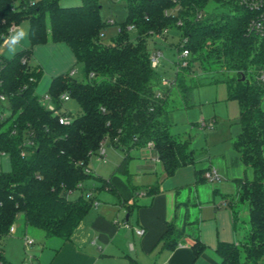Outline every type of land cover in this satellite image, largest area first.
<instances>
[{
  "label": "trees",
  "instance_id": "16d2710c",
  "mask_svg": "<svg viewBox=\"0 0 264 264\" xmlns=\"http://www.w3.org/2000/svg\"><path fill=\"white\" fill-rule=\"evenodd\" d=\"M209 1L125 0L126 14L116 34L103 42V31L116 22L101 17L100 0L69 6L60 0H0V45L9 27L21 20L28 22L29 41L9 58L0 55V93L9 109L0 121V152L7 153L10 161L8 171L0 167V242L18 220L41 229L46 237L69 239L92 203L82 183L99 178L101 187L110 185L85 172L90 157L101 154L104 142L125 153L114 172L128 180V151L133 147L153 148L166 176L194 163L191 137L171 131L172 91L187 108L192 88L223 83L226 98L238 104L239 130L231 143V163L244 165L243 174L232 179L231 200L224 204L246 201L248 225L238 235L232 209L236 241H217L218 264H264V37L248 33L251 12L246 8L232 0H214L223 10H209ZM128 28L135 30L133 39ZM169 28L179 31L177 50L185 49L188 55L178 56L173 79L162 83L150 62V55L159 49H148L146 42ZM49 40L70 47L82 78L70 72L54 75L40 96L34 93L35 76L28 60L34 45ZM62 93L80 109L66 124L41 103L47 95L60 114L71 115L61 110ZM209 169L195 168V181H204ZM76 189L82 190L79 195L68 197ZM158 189L153 183L148 193ZM109 190L114 191L112 185ZM180 231L168 224L162 244L174 248ZM191 248L197 256L206 244L196 238ZM0 264H13L2 246Z\"/></svg>",
  "mask_w": 264,
  "mask_h": 264
},
{
  "label": "crops",
  "instance_id": "0c3cea01",
  "mask_svg": "<svg viewBox=\"0 0 264 264\" xmlns=\"http://www.w3.org/2000/svg\"><path fill=\"white\" fill-rule=\"evenodd\" d=\"M102 151L104 157L103 145L100 153ZM124 154L119 149L110 167L103 168L99 164L100 173L88 167L93 176L108 180L114 191L109 190L110 185L101 187L99 178H89L82 183L92 203L69 239L46 237L18 220L14 223L15 232L3 238L6 259L13 264H218L217 241H236V232L234 230L233 240L204 241L200 233L203 219L199 215L203 201L198 199L199 182L195 181L194 171L193 182L167 187L164 182L167 176L155 150L149 146L133 147L128 151V180L125 175L114 172ZM95 155L100 157L101 154ZM234 177L238 176L231 180ZM153 183H157L159 189L150 194L148 189ZM81 191H72L73 198ZM213 192L227 193L218 184L214 185ZM222 197L220 207L227 198ZM170 223L181 230L178 243L172 249L166 248L160 240ZM138 227L144 229L142 235L135 232ZM25 237L32 238L33 242L26 245ZM196 238L206 244L197 256L191 248Z\"/></svg>",
  "mask_w": 264,
  "mask_h": 264
},
{
  "label": "rangeland",
  "instance_id": "374dc122",
  "mask_svg": "<svg viewBox=\"0 0 264 264\" xmlns=\"http://www.w3.org/2000/svg\"><path fill=\"white\" fill-rule=\"evenodd\" d=\"M100 2L101 17L112 18L116 22L108 25L102 33L101 40L110 42L118 30V22L122 21L126 14L125 0H100ZM79 3L80 0H60V4L64 6ZM208 9L220 11L223 10V7L216 6L215 1L210 0ZM19 29L27 32V20H21L9 32V35ZM128 35L130 39H133L135 30L128 28ZM179 38V31L175 28H169L164 35H152L147 39L148 49L151 50L155 47L160 51L159 61L155 68L160 74L162 83L174 77L177 58L180 55L177 50ZM28 44L27 35L17 46L16 51L27 47ZM0 55L8 58L13 55L9 51L6 42L0 45ZM28 65L35 76L34 93L40 96L45 94L52 76L56 73H66L73 69L72 76L78 79L82 78L80 64L70 47L62 41L49 40L34 45L29 56ZM172 97L175 100H173V110L170 112L171 131L180 137H191L190 147L195 149V161L177 168L172 175L166 177L165 185L167 187L175 184L187 185L193 182L195 168L211 167L215 169L217 175H219L218 179H206L197 184L198 199L203 201L199 212L200 217L203 219L200 225V233L204 241L208 243L217 239L233 240L232 209L236 213L234 222L237 234L242 235L248 225V204L246 201L236 202L235 205L225 204L221 207L219 204L222 202V196L224 195H226L227 200H231V196L235 191L234 182L231 178L241 176L244 170L242 163L239 162L236 165L231 163L234 156L231 143L239 130L237 123L238 104L235 100L226 98V89L223 83L206 84L192 88L189 96L190 106L187 108L183 107L174 91H172ZM261 105L264 109V97ZM62 109L68 111L71 116L80 113L78 104L71 98L63 101ZM212 121L213 125L208 127V124ZM203 122L207 126H202ZM103 148L106 154L104 157L93 154L88 162V167L98 173L100 171H97V166L102 164L103 168L110 167L114 157L119 152V148H113L107 142L103 143ZM98 157L100 160H98ZM0 167L4 171L10 169L7 153H0ZM246 173L249 177L251 176L249 168L246 169ZM215 184L221 186L222 191L227 193H214ZM68 197L73 198L74 194L69 193ZM213 210L215 212H212ZM20 217H22L21 213H19ZM30 228L35 232L43 233L41 229ZM0 243V246L3 247L4 239Z\"/></svg>",
  "mask_w": 264,
  "mask_h": 264
},
{
  "label": "built area",
  "instance_id": "2783aa9c",
  "mask_svg": "<svg viewBox=\"0 0 264 264\" xmlns=\"http://www.w3.org/2000/svg\"><path fill=\"white\" fill-rule=\"evenodd\" d=\"M239 4L240 6L246 8L251 12V15L247 21L246 29L248 33L256 34L259 37H264V0H232ZM108 22H112V19H108ZM14 26L9 27V32L13 30ZM8 35L4 36L3 43L6 42ZM159 55L160 51H156L150 55V62L152 66H156L159 61ZM188 55L187 50H182L180 53V57H186ZM25 59H22V62H24ZM185 62H183L184 64ZM74 73V70L70 71V74ZM93 73H90V76H92ZM30 81L34 80L32 77L29 78ZM261 79L264 80V75H261ZM164 83V82H163ZM61 100H67L69 99V96L67 93H62L60 96ZM41 103L53 114L57 115L58 122L61 124H66L70 122L72 116L67 114H60L59 110H56L53 106V104L49 101V97L46 95L42 98ZM61 110L64 111V109L61 108ZM8 107L6 103V97L3 93H0V121L4 119V117L8 114ZM66 111V110H65ZM213 121L208 124V127H211L213 124ZM202 126H207L205 122L202 123ZM27 144L31 145L32 142L29 141ZM4 153V152H0ZM23 155V152H21ZM103 156V151L101 152L100 157ZM85 172H90V169L88 167L85 168ZM204 176L206 179H218V175L215 169H209L204 172ZM87 196H90L89 193H87ZM9 232L13 233L15 232L14 224L9 226ZM135 232L138 235H142L144 233V229L141 227L135 228ZM33 242L32 238L25 237V243L26 245H29Z\"/></svg>",
  "mask_w": 264,
  "mask_h": 264
},
{
  "label": "clouds",
  "instance_id": "9594fccd",
  "mask_svg": "<svg viewBox=\"0 0 264 264\" xmlns=\"http://www.w3.org/2000/svg\"><path fill=\"white\" fill-rule=\"evenodd\" d=\"M26 36H27V32L23 29H19L15 32H11L6 39V44L8 45L9 51L14 54L17 46Z\"/></svg>",
  "mask_w": 264,
  "mask_h": 264
},
{
  "label": "water",
  "instance_id": "95a60500",
  "mask_svg": "<svg viewBox=\"0 0 264 264\" xmlns=\"http://www.w3.org/2000/svg\"><path fill=\"white\" fill-rule=\"evenodd\" d=\"M134 117H135V115H134Z\"/></svg>",
  "mask_w": 264,
  "mask_h": 264
}]
</instances>
